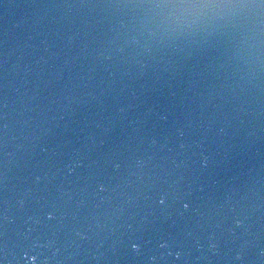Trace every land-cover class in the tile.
Masks as SVG:
<instances>
[{"label": "water", "instance_id": "95a60500", "mask_svg": "<svg viewBox=\"0 0 264 264\" xmlns=\"http://www.w3.org/2000/svg\"><path fill=\"white\" fill-rule=\"evenodd\" d=\"M0 264H264V0H0Z\"/></svg>", "mask_w": 264, "mask_h": 264}]
</instances>
